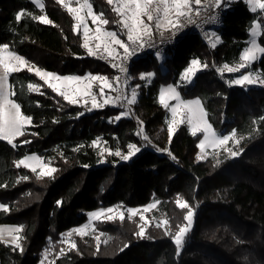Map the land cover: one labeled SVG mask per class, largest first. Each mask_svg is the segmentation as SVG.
Returning a JSON list of instances; mask_svg holds the SVG:
<instances>
[{
    "label": "trees",
    "instance_id": "1",
    "mask_svg": "<svg viewBox=\"0 0 264 264\" xmlns=\"http://www.w3.org/2000/svg\"><path fill=\"white\" fill-rule=\"evenodd\" d=\"M92 3L96 13H109L103 0ZM224 7L222 24L215 29L220 43L213 49L192 35L168 49L161 63L156 60L160 55L150 54L130 66L132 82L141 73L153 77L137 88L133 116L118 122L114 118L120 109L86 112L29 71L9 75L10 98L32 122L12 145L0 140V224L20 229L19 248L0 241V264H37L48 236L83 224L100 207H140L157 199L167 208L176 196L195 210L194 226L179 254L172 239L159 238L130 242L111 257L71 252L53 264H264V87H233L228 82L234 74L218 72L221 66L239 64L255 23L262 26L258 43L264 48V9L253 12L241 0H228ZM20 12L26 14L17 22ZM72 25L71 15L54 0H46L41 10L29 0H0V47L7 45L34 67L59 76L94 74L100 63L86 55ZM193 60L207 67L194 76L192 86L180 85L178 91L186 100L200 101L219 135L235 130L236 158L210 156L195 163L201 137L186 126L166 142L167 113L159 103V90L176 86ZM251 64L264 80V53ZM110 71L114 77V69ZM30 83L40 91L30 92ZM139 123L150 140L161 128L162 139L156 143L166 153L142 149L131 160L107 157L102 163L96 143L124 154L129 144L140 142ZM25 155L37 156L55 171L39 176L18 167Z\"/></svg>",
    "mask_w": 264,
    "mask_h": 264
},
{
    "label": "rangeland",
    "instance_id": "2",
    "mask_svg": "<svg viewBox=\"0 0 264 264\" xmlns=\"http://www.w3.org/2000/svg\"><path fill=\"white\" fill-rule=\"evenodd\" d=\"M29 1L31 3H33L40 10L43 9L44 6L46 5V0H35V2H34V0H29ZM54 1L57 2L58 5L62 9H65L66 12L71 15L72 21H73L72 27L74 28L76 33H79L80 39H81L83 44L85 42V25L87 26V29L90 30L88 32V35L90 37H92V39L90 40V46L93 47V49H95L96 43H98V42L101 43L100 51L94 55H91V56L88 54V50L84 47L86 55H88V57H90L91 59L94 58V60H97L100 63V65L97 64V72L96 73H94V74L86 73L85 75L80 76V77L84 78V77H90V76L95 75V76H104L107 78V80L106 81L83 80L82 82L72 81V82H69V87L73 90H75L77 88L82 89L85 84L91 83L92 84L91 90L96 96V102L99 104H104V99H106V98L117 97L118 93L120 92V89L118 88L119 87L118 83H115V80H116L115 76L113 77V73H111L110 69L113 71V69L111 67L114 64H116L118 61H122L123 56L125 55L124 49L120 48L119 45L112 44V48L115 49V52L113 53V56H109L108 53L103 51V41H107L109 44H111V38L102 36V40L97 41L95 39V36L97 35L96 28L100 27L102 29V33L103 32H115L117 35V38L121 39L125 44H128L131 46V42H129L127 40V29L123 26V22L126 20L130 23V20L128 19L130 16V12L126 11L125 13L121 14V13H118L117 11H115V9L120 8L122 6L123 0H113L112 3H109L108 0H103L104 3L107 5L108 10H109V13H107L106 15L98 14L94 11L95 9H94V5L92 3V0H63V3L58 2V0H54ZM241 1L243 3H245L247 5V7L253 12L262 11V9L259 7V4L256 3V0H241ZM230 2H232V1H229V3ZM168 3H169V7H170V11L168 14V20H164L163 21L164 26L159 28V29L156 27L155 20L150 22V21H148L146 15L141 16V19L144 21V23L148 24L149 27L151 28V33H152L151 35L162 33L163 31L171 30L174 27L173 22L177 18L176 10L171 5V0H168ZM259 3H264V0H259ZM40 5H43V7H41ZM195 5H196L195 0H189L188 7L182 8L181 11H183V12L189 11ZM88 6H90L92 8L91 15L89 14ZM69 7L76 8V9L80 10L79 16H81L83 18V23H80L79 20L75 18L76 14L70 13L68 11ZM131 7L134 8V5ZM150 7L152 9H156L157 7L159 8V11H153L154 16H159L161 18L164 17V12H163L164 5L163 4L157 5L154 3ZM93 15L99 17L100 19H106V20H108L109 23L107 25H103L100 23V19H98L96 21V23H93V20H92ZM168 21H171V23H169ZM77 25H79V26H77ZM261 29H262L261 24H259V23L254 24L253 28L249 31L250 37H249V40L247 41V46L243 50V53H244V51L246 49L253 47V41H255V48H256V51H255L256 59H255V61H257L262 55V52L259 51V48H261V47L258 43V38L260 37L259 35L261 33ZM102 33H101V35H102ZM201 37L207 43L208 49H213L214 48L213 44H215V47H216L220 43V37H218V35L216 34V30H210V31L206 32V34H204ZM3 48H4L3 46L0 47V49H3ZM8 53H13V52H11L8 48L6 50L0 51V55H3L5 57H7ZM13 54L17 55L16 53H13ZM18 56H20V55H18ZM20 57L24 58L28 62L27 65L21 67L20 71H23V70L28 71V65H32V64L28 61L27 57H24V56H20ZM113 57H115V58H113ZM162 57L163 56L156 58L158 64L161 63V61L163 59ZM191 62L192 61L188 62V64L186 65L187 66L186 68H188L191 65ZM241 63H245V61L240 59L239 64L237 66L231 67V68H237ZM251 63L248 64V66H246L245 68H243L244 71H242L243 69H240L239 71L228 72L225 69V66H221L218 69V72L219 73L225 72V73H228L230 75L234 74V77L230 78L231 81L236 79V78H239L242 75H246L249 73H251L253 78L256 79V83H254L252 85L246 84L244 86L232 85L231 81H229V82L227 81L233 87H236V86L243 87V88L250 87V86H257V87L263 86L264 87V84L260 83V80H263V79L260 78L258 72L252 70V68H251L252 64ZM199 65H200V67L196 71L195 75L198 72L204 70V68H205V67H203L202 64H200V62H199ZM35 68L36 67H34L33 71H31L30 73H32L36 77H38L35 73ZM165 70H166V68L161 67V71L164 72ZM184 70L179 75V79H178L179 82L176 86L175 85H167L165 87H161L159 90V94H158L159 103H160L161 107L165 110V112L167 113V117L165 120V124L167 126H166V129L164 131V134H165L164 137L166 139V142L171 139L169 136V132H168L169 125L173 121V115H172L171 107L175 106L176 104L183 102V101H191V100L184 99L178 91V87L180 85H184V86H192L193 85V81H194L193 78L195 75L192 77H189L188 79H182V74H183ZM142 74L144 76V79L140 78ZM2 75H3V69L0 68V76H2ZM152 77H153V73H151V72L150 73H141L137 77L138 80L132 82V79L130 78V75H129L128 80H127V86H126L125 90L123 91L122 97H126L127 99H131L132 98V89L136 88V95H137V88H139V87H137V85H139V86L140 85H148L150 83ZM41 81H42L43 85L47 86V84H45L43 80H41ZM108 84H111V88H109L107 86ZM169 86L176 89V91L179 94V100L168 99L167 95H166V102L169 105V107H165L164 104H162L160 102V94L163 90L167 89ZM101 87L104 88V92H105V97H103V98L100 95V88ZM8 91L10 93L8 98H9V100H11V98H10V96H11L10 87H8ZM74 98L76 100H78L79 102H77V103H69L68 101L67 102L69 104L78 106L80 108L82 107L84 109V111H86V112H94L95 110L111 107V108L120 109L121 113L127 111L128 115L123 116V117L128 118V117H131V115H132L131 114L132 113V106L134 104L128 105V106H122L120 101L113 102V100H110V102L108 104L104 105L103 107L93 108L92 107L93 101L90 97L81 98V95H76ZM136 100H137V96H136ZM194 100H196V99H194ZM11 101H13V100H11ZM85 101H87V102H85ZM200 107H202L201 103H200ZM7 112H8V106L5 107V114H7ZM184 116H186V113L184 112L183 109H181L179 111L177 119H181ZM203 120L207 122L205 111H204ZM207 123L210 124L209 122H207ZM26 125H28V124H26ZM138 125H139V127H138L137 135H138V138L140 139V142L136 146L138 148H140V151L142 149H148V150L154 149L158 153L165 154L166 153L165 150L163 148H160L159 145L156 143L160 139H162L161 133H160L161 128H159L158 132L156 133L155 139L150 140L147 137V135L145 134L142 124L139 123ZM180 126H186L188 128V130L190 131V133L192 134L193 126L189 125L187 123V120L184 119L183 123H178V124H175L173 126L172 135ZM202 127H203V125L201 124V129H202ZM23 131H24V129H23ZM212 131L217 134L218 138H222L223 136L228 135L231 137V139L228 141V143L225 146L213 148V147L206 145V147L202 150L201 148L198 147V145L200 144V141L202 139H204V132L202 130L197 131L196 135H199L201 138H200V140L196 146V149H195V151H196L195 155H194V162L195 163L204 161L207 158H210V156H216L217 157V156L223 155L225 158H229V159H233V158L237 157V156L232 157L229 151H225V147H226L228 149H231L232 151L239 152L237 150L239 143L238 144L236 143V141H239V140L235 135L234 136L232 135L233 132H229V133L221 136L214 130L213 127H212ZM193 136H195V135H193ZM145 137H147V139H145ZM14 138H12V139H14ZM4 141H6V140H4ZM96 145H98L100 154H102L104 156L102 163H106L107 160L105 158H107V157L109 158V160H110V158L112 159V157H117L120 162H125L128 160H131L134 156L139 154V152H136L128 160H123L121 157L123 155L128 154V151H129L128 148L124 154L120 152L121 155L117 156V155H115V153L117 151H111V150L105 151L106 148L102 144H100L99 141L96 143ZM26 156H35V155H25V157ZM199 156H203V158L198 159ZM39 161L41 164H44L40 158H39ZM18 162H16V165H18ZM28 163L30 165L29 167H25L23 165H20V167H24V168H28V169L32 170V166H35L36 167L35 172H37V174H39V176H40L41 168L39 166H37L35 164V162H33V161H29ZM44 165H47L49 168H51L48 164H44ZM178 198L181 199L178 196L173 197L168 202L167 208H164L163 205H161V203H160L161 201L157 200V199H152L148 204L140 206V207H127V206L124 207L120 204L113 205L112 207H100V208H98V210L91 212V213H88L86 216V220L84 221L83 224L78 225L76 227H72V228H70V230H67L63 233H60V234L56 233V234H52L51 236H48L45 240V243L42 245L41 250L38 253L39 260H38L37 264H53L54 261L58 257L64 256L67 253H71V252H74V253L80 254V255L86 254L92 258L99 257V256L111 257L114 254H116L117 252H119L120 250H122L124 247H126L128 245V243L139 242L141 240L153 241V240L159 239V238H167V239L170 238L175 243V240H174L175 233L179 231L180 227L185 226L187 224V222L184 220V216L187 214V212L189 210L188 208L180 209L177 206L176 200ZM150 205H154V206L150 207ZM109 208L114 209V212L111 214L105 213L99 219L94 218L93 213L100 212L102 209L106 210ZM128 209L134 210L136 214L132 215L129 218V213L127 211ZM145 209H147V211H145ZM190 209L193 211L194 219H195V210L191 207H190ZM121 213H123V217H124L123 219L120 218ZM107 215H112L113 219H111V220L107 219L106 218ZM142 216L144 217V219H141ZM193 226H194V220H193V223L190 227L189 232L192 230ZM142 227L144 228L143 236L138 234ZM16 228H19V227H17L16 225L11 226V225H1L0 224V233L3 234V239H0V241L10 243L12 238L14 237V234L16 233L15 231L10 232V230L16 229ZM77 229H82L84 234H79L76 231ZM188 233H186L185 239H186ZM16 235L18 237V233ZM96 237H99L100 239L97 240ZM185 239L182 242L181 249L186 244ZM73 244H75V247H72ZM61 250H63V251H61Z\"/></svg>",
    "mask_w": 264,
    "mask_h": 264
},
{
    "label": "snow or ice",
    "instance_id": "3",
    "mask_svg": "<svg viewBox=\"0 0 264 264\" xmlns=\"http://www.w3.org/2000/svg\"><path fill=\"white\" fill-rule=\"evenodd\" d=\"M58 2L63 3V0H58ZM108 2L112 3L113 0H108ZM188 2L189 0H171V5L176 10L177 20L179 19L180 16L185 15V13L181 11V9L184 7H188ZM227 2L228 0H215V3L217 5L226 4ZM154 3L157 5L159 4L164 5V8H163L164 17L163 18L153 15V11H159L158 7L156 9H152L150 7ZM256 3L259 4V7L261 9H264V3H259V0H256ZM195 4L200 5L201 0H195ZM133 5H134V8L131 7ZM40 6L43 7V5H40ZM68 11L70 13L76 14L75 18L78 19L80 23H83V18L79 16V11H80L79 9L69 7ZM88 11H89V14L91 15L92 8L90 6H88ZM115 11L121 14L125 13L126 11L130 12V16L128 18L130 20V23L127 20L123 22V26L127 29V40L131 42V45L139 44L140 48H144L145 47L144 38L146 37L150 38L152 33H151V28L149 27L148 24L144 23V21L141 19V16L146 15L148 21L150 22L155 20L156 27L159 29L164 26L163 21L168 20V14L170 11V7H169L168 0H123L122 6L120 8L115 9ZM197 11H199V9H197ZM25 14L26 13L24 12L17 13L15 17L16 21L17 22L21 21L22 16H24ZM33 19L39 20L41 23H52L45 16H35L33 17ZM98 19L100 18L94 15L92 16L93 23H96ZM168 22L171 23V21H168ZM100 23L103 25H107L109 22L106 19H100ZM89 31L90 30L87 29V26L85 25V42L82 46L88 50V54L91 56L100 51L101 43L100 42L96 43L95 49H93V47L90 46V40L92 39V37L88 35ZM96 33L97 35L95 36V39L97 41H101L102 36L111 38V44H109L107 41H103V51L108 53L109 56H113V53L115 52V49L112 48V44L119 45L120 48L124 49V53H125L124 59H128L130 56L135 54V49L133 48L130 51V45L125 44L121 39L117 38V35L115 32H103L102 33V29L100 27H97ZM7 47L8 46L5 45L3 49H0V51L6 50ZM213 47H215V44H213ZM255 51H256L255 41H253V47L246 49L241 56V60L245 61V63H241L237 68H231L225 65V69L228 72H234V71H239L240 69L245 68L246 66H248V64L255 61L256 59ZM259 51L264 53V48H259ZM27 63L28 62L24 58L18 55H15L13 53H8L7 57L0 55V68L3 69V75L0 76V140H6L10 145L13 144L12 138L24 135V131H23L24 126L26 124H31L32 122L31 117L24 116L21 114L20 105L14 103L8 98L10 95L8 91L9 75L11 73L19 72L21 70V67L27 65ZM113 67H120L122 72L126 71V69L121 67L120 65L114 64ZM199 67H200L199 61L193 60L191 62V65L184 70L182 74V79H188L189 77L194 76ZM203 67L206 68L207 64L203 65ZM33 68L34 66L28 65L29 72L33 71ZM35 73L41 80L44 81L45 84H47V86L54 93H56L59 96H62L63 99L65 101H68L69 103L79 102L78 100L74 98L76 95H81V98L90 97L93 101L92 103L93 108L103 107L104 105L108 104L110 100H113V102H115V101L126 99L127 105H132L136 101V88L132 89L131 99H127L126 97H122V96H117L115 98H106L104 99V104H99L96 102V96L91 90L92 89L91 83L85 84L82 89L77 88L73 90L69 87V82H72V81H76V82H82L83 80L106 81L107 78L104 76L93 75V76L84 77V78L79 77V76H59L57 74L47 72L39 68H35ZM140 78L144 79L143 74L141 75ZM254 83H256V79L253 78L251 73L242 75L239 78H236L231 81L232 85H239V86H244L246 84L252 85ZM260 83L264 84V80H260ZM107 86L111 88V84H108ZM137 87H139V85H137ZM28 90L30 92L40 91L39 86L31 84V83L28 84ZM100 95L102 98L105 97V92H104L103 87L100 88ZM166 95L168 99L179 100V94L176 91V89L169 86L167 89L163 90L160 94V102L164 104L165 107H169V105L166 102ZM6 106H8L7 114H5ZM181 109L184 110V112L186 113V116H184L181 119H177V116ZM171 111L173 115V121L169 125V128H168L170 138L173 132V126L178 123H183L184 119H186L187 123L193 126V132H192L193 135H196L197 131L202 130L204 132V139H202L200 141V144L198 145V147L201 148L202 150L206 147V145L213 147V148L225 146L228 143V141L231 139V137L228 135H225L222 138H218L217 134L212 131L211 125L203 120L204 109L200 107V101L198 99L180 102L176 104L175 106H172ZM127 115H128V112L125 111L117 115L114 119L118 122L123 116H127ZM201 124L203 125L202 129H201ZM232 135L233 136L235 135V130H233ZM145 139H147V137H145ZM28 142L29 141H24V143H28ZM93 143L95 144L96 142L94 141ZM236 143L238 144L239 141H236ZM128 149H129L128 154L123 155L121 157L123 160H128L136 152L140 151V148H138L134 144H129ZM105 151H107V149H105ZM225 151H229L232 157H236L240 154L239 152L232 151L231 149H228L226 147H225ZM115 155L120 156L121 153L117 151ZM202 158L203 156L198 157V159H202ZM29 161L35 162V164L41 168L40 175H51L55 171V169L49 168L47 165L41 164L39 161V158L36 156H26L24 159H21L18 162L17 166L19 167L20 165H23L25 167H29L30 166L28 163ZM32 171L33 172L36 171L35 166H32ZM24 179H27V177H24ZM59 203L60 202H58V204ZM176 204L180 209H186V208L189 209L187 214L184 216V220L187 222V224L185 226L180 227L179 231L175 233V237H174L175 244L177 246V250L179 254V251L182 246V242L185 239V235L186 233L189 232L190 227L193 223L194 213L190 209L189 205L185 203L182 199L178 198L176 200ZM153 206L154 205H150V207H153ZM4 210L7 211V208H5ZM127 211L129 213V218L132 215L136 214L135 211L132 209H128ZM145 211H147V209H145ZM113 212H114V209L112 208H109L106 210L102 209L100 212L93 213V216L94 218L99 219L105 213L111 214ZM106 218L111 220L113 219V216L107 215ZM120 218L121 219L124 218L123 213L120 214ZM141 219H144V217L142 216ZM12 231L19 232L20 229L16 228V229L10 230V232ZM76 231L79 234H84L82 229H77ZM138 234L143 236L144 234L143 227L140 229V232ZM0 239H3L2 233H0ZM19 239H20L19 237H13V239L11 240V243L15 245L17 248L20 247ZM96 239L99 240L100 238L96 237ZM72 247H75V244H73Z\"/></svg>",
    "mask_w": 264,
    "mask_h": 264
},
{
    "label": "built area",
    "instance_id": "4",
    "mask_svg": "<svg viewBox=\"0 0 264 264\" xmlns=\"http://www.w3.org/2000/svg\"><path fill=\"white\" fill-rule=\"evenodd\" d=\"M224 4L217 5L215 0H201L200 5H195L189 11H185L184 16H180L176 21V25L168 31L153 34L150 38H144L145 47L140 48L139 44L131 45L130 51L134 48L135 54L128 59L118 61L115 65H120L126 71H121L120 67H113L115 71L116 83L120 92L118 96H122L130 73V66L136 60L144 59L150 54L164 56L168 49L178 45L179 42L191 37L192 35L203 36L210 30L219 28L222 15L225 11ZM199 9V11H197ZM121 105L128 106L127 100H120Z\"/></svg>",
    "mask_w": 264,
    "mask_h": 264
},
{
    "label": "crops",
    "instance_id": "5",
    "mask_svg": "<svg viewBox=\"0 0 264 264\" xmlns=\"http://www.w3.org/2000/svg\"><path fill=\"white\" fill-rule=\"evenodd\" d=\"M176 21H177V18L174 20V22H173V24H174V26L176 25ZM18 232H16L15 234H14V237H17V234ZM13 239V238H12ZM11 243V242H10ZM12 244V243H11Z\"/></svg>",
    "mask_w": 264,
    "mask_h": 264
}]
</instances>
